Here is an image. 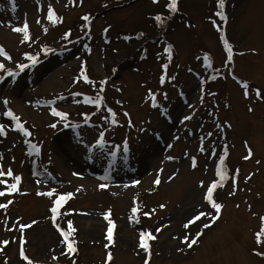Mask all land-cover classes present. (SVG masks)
I'll return each instance as SVG.
<instances>
[{
  "label": "rangeland",
  "instance_id": "374dc122",
  "mask_svg": "<svg viewBox=\"0 0 264 264\" xmlns=\"http://www.w3.org/2000/svg\"><path fill=\"white\" fill-rule=\"evenodd\" d=\"M223 2L230 48L213 25ZM169 3L0 0V67L14 73L0 83V264H264V0H178L166 32ZM85 16L90 50L17 72L82 35ZM202 55L218 81L206 88ZM102 80L107 104L91 108L77 93ZM87 116L94 127L60 129Z\"/></svg>",
  "mask_w": 264,
  "mask_h": 264
},
{
  "label": "bare ground",
  "instance_id": "6f19581e",
  "mask_svg": "<svg viewBox=\"0 0 264 264\" xmlns=\"http://www.w3.org/2000/svg\"><path fill=\"white\" fill-rule=\"evenodd\" d=\"M159 146H156L155 148H154V152H153V155L152 156H155V155H157V153H158V151H159ZM202 206H204V205H202ZM85 224H89V223H84V225ZM85 228H87L86 226H84ZM88 229V228H87ZM89 231L90 232H97V235H98V231H99V228H98V226L96 225V226H94V228H91V229H89ZM124 231V232H123ZM122 231V228H121V232L124 234V240H128V239H126L127 238V236H128V231L127 230H123ZM49 233V232H48ZM48 233H43L42 235H41V237H36L35 239H33L32 241H31V243L29 244V247H30V249L34 252V253H38V251H40V248H44L49 242H48V240H49V238L51 237V235H50V233L48 234ZM18 263V260L17 259H14L13 260V264H17Z\"/></svg>",
  "mask_w": 264,
  "mask_h": 264
}]
</instances>
